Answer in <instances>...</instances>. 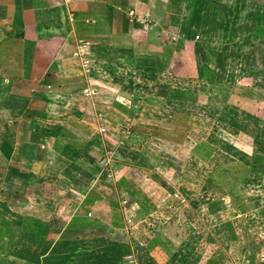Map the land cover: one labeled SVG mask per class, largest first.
<instances>
[{
  "label": "crops",
  "instance_id": "crops-1",
  "mask_svg": "<svg viewBox=\"0 0 264 264\" xmlns=\"http://www.w3.org/2000/svg\"><path fill=\"white\" fill-rule=\"evenodd\" d=\"M233 243L264 264V0H0V264Z\"/></svg>",
  "mask_w": 264,
  "mask_h": 264
},
{
  "label": "rangeland",
  "instance_id": "rangeland-1",
  "mask_svg": "<svg viewBox=\"0 0 264 264\" xmlns=\"http://www.w3.org/2000/svg\"><path fill=\"white\" fill-rule=\"evenodd\" d=\"M233 165V164H232ZM227 164H221L218 167V169L214 170V180L217 179V175L218 174V181H219V186L220 187H224L226 188H233V186L235 185L234 181L238 178V174L243 172V170L239 167V166H230L229 168ZM177 235H180L179 238L183 237V234H179L176 233ZM195 234L189 235L188 237H186L187 240L191 241L195 239ZM206 238V237H205ZM203 238L202 241L205 239ZM208 238V237H207ZM201 241V242H202ZM238 250H239V246L236 243H233L230 247V250H225L224 248H220L219 249H214V254H213V259L217 260V261H221L222 260H227L230 259V264H239L237 263V255H238ZM228 251L231 252V256L229 255ZM210 253H207V255ZM235 255V259L236 261L234 262V257L233 255ZM229 255V256H228Z\"/></svg>",
  "mask_w": 264,
  "mask_h": 264
},
{
  "label": "built area",
  "instance_id": "built-area-1",
  "mask_svg": "<svg viewBox=\"0 0 264 264\" xmlns=\"http://www.w3.org/2000/svg\"><path fill=\"white\" fill-rule=\"evenodd\" d=\"M80 47L83 48L82 45ZM81 51H82V49H81ZM96 94H97V92L95 90L91 89V88H85L83 90V95L87 96V97H94ZM98 118L102 119V114L101 113L98 114ZM100 132L104 133V132H106V129L102 127V128H100ZM128 263L129 264H136L132 258H129Z\"/></svg>",
  "mask_w": 264,
  "mask_h": 264
}]
</instances>
